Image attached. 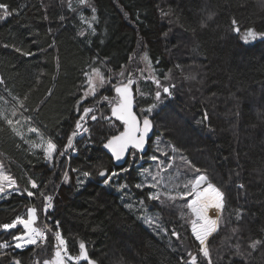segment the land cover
<instances>
[{"label": "trees", "instance_id": "obj_1", "mask_svg": "<svg viewBox=\"0 0 264 264\" xmlns=\"http://www.w3.org/2000/svg\"><path fill=\"white\" fill-rule=\"evenodd\" d=\"M2 2L16 11L0 19V96L8 101L0 100V112L10 115L21 102L27 110L18 108L13 118L20 120L15 127L23 139L0 119V165L16 180V191L0 202V225L27 218L35 207V227L45 220L54 228L59 221L68 252L78 255L83 242L97 264H186L189 252L208 264L182 207L186 201L148 199L150 192L187 191L189 180L206 174L225 193L223 212L209 210L210 217L220 216L206 241L211 264H264V0H71V7L69 0ZM248 29L258 35L245 40ZM93 68L105 83L81 102L85 73ZM129 74L135 112L152 121L153 135L143 154L132 149L115 167L103 144L123 125L103 117H111L118 99L112 85L127 83ZM85 107L94 108L81 121L88 132L60 156ZM40 139L57 145L51 160ZM153 155L172 167L161 172L157 189H138L159 170ZM101 170L118 175L105 183ZM30 181L39 187L32 189ZM47 195L52 207L45 214ZM23 231L19 225L0 229V243L14 244L12 235ZM257 240L262 243L253 251ZM54 253L47 233L37 245L0 249V264H43Z\"/></svg>", "mask_w": 264, "mask_h": 264}, {"label": "snow or ice", "instance_id": "obj_2", "mask_svg": "<svg viewBox=\"0 0 264 264\" xmlns=\"http://www.w3.org/2000/svg\"><path fill=\"white\" fill-rule=\"evenodd\" d=\"M81 5L86 3V0H79ZM69 7H71V0H69ZM0 10H2V14H0V19L7 18L12 12L16 10H10L9 6L0 0ZM93 15L92 20L96 19L95 16V9H92ZM63 19V17H61ZM211 19V17H209ZM237 22L233 20V24L235 25ZM89 27L91 24L89 23ZM236 32H239L240 29L237 27L234 29ZM94 34V30H93ZM80 35H84V33H80ZM258 34L253 31L252 29H248L247 33L244 37L247 40L249 37L255 38ZM259 35L264 36V33H260ZM7 46V45H5ZM19 51V49H17ZM145 60L148 59L147 56L144 57ZM121 75L124 73L121 72ZM88 76V90L84 93V96L81 98V102L83 99H86L87 96L92 95L95 96L97 83L98 80L99 85L103 86L105 83V76L101 73L99 68H93L92 74L85 73ZM108 82L111 83V78H108ZM3 83V80H0V84ZM133 80L131 79V74H129L127 83L123 81H119L116 84H113L112 87L116 93V97L118 98L115 104L111 106V117L105 116L104 119L110 120L111 118H115L116 121H119L123 125V130L119 132L117 135H112L107 141L103 144V147L108 150L111 154V158L114 161H121L125 158V155L129 154V149H134L137 152L143 153L145 151L146 144L149 140V133L152 129V121L148 118V116H143L141 119L134 111H133V95H132V85ZM153 83L156 85L157 89H160L162 86L158 80L153 78ZM162 91L164 94L171 95L169 87H163ZM51 94V93H49ZM154 99L156 102L161 101V91L157 90L155 92ZM0 100H4V97L0 96ZM13 100H16L13 97ZM103 100H109L108 96H104ZM4 103L7 104L8 101L4 100ZM156 104L153 103L148 109L147 112H151L152 108H155ZM18 108L25 109V105L21 102L18 104ZM17 106L14 105L11 109L10 115L5 114V112H0V119H3L4 122L12 128L13 132L16 135H20L21 139L23 136L19 129L15 127V125L20 124L19 119H13L17 115ZM94 112V108L92 107H85L82 111V114L79 115V118L75 124V131L71 133V135L67 139V144L64 146L63 151L59 152L60 156L65 155L68 149L73 147V138L77 135H81L82 132H88V128L85 127L81 121H85L87 117H89L90 113ZM30 121L31 118H26ZM90 119L92 121L97 120V116L95 114L91 115ZM204 119L207 120V113L204 115ZM29 132L38 133L39 129L37 127L29 126ZM34 147L36 145H33ZM173 151L175 152L176 149L173 147ZM44 152L46 158L51 160L54 155L57 153V145L51 141L46 143V147H44ZM164 155H167L164 153ZM150 159L153 162H156L158 166V171L155 174L149 173L151 176V183L146 184H136L138 189L143 190L145 187L157 189L158 186L161 184V180L158 179L160 177L161 172L166 171L167 168H171L172 165L169 163L164 165V162L160 160L158 156H151ZM129 168H121V172L129 171ZM75 171V169H74ZM196 172L200 170L197 168L195 169ZM84 175H88V173H84ZM101 177H105V183H109L113 176L118 175L117 172L112 171L108 172L107 170H101L99 172ZM31 188L37 189L39 186L35 181H30ZM16 187V180L11 177L10 175L6 174L3 171V166L0 165V193H4L6 189H12ZM121 188L125 187V185H121ZM166 187V185H165ZM187 191L177 192L175 196L169 193L156 191L150 192L148 194V199L153 201L160 200L162 195L166 196L168 200L175 201L177 199H181L186 201L183 208H187L191 214V232L192 235L195 237V240L199 242V253L203 255L205 259H207L208 264H211L209 250L206 244V241L212 233L218 230V221L220 216L217 215L215 218L209 216L210 209H216L218 213L223 212L225 207V193L220 190L217 186L212 184L209 181V178L206 174H200L195 176L187 184L184 185ZM243 187V185H240ZM18 194H23L17 188ZM36 193L33 191H27V196L33 197ZM43 195V194H42ZM190 197V199H189ZM46 204L44 205L43 211L46 214L48 208L52 207L51 201L52 196L47 195L44 197ZM143 203V201H141ZM126 207L132 208L133 205L127 204ZM37 209L35 207L28 208L27 210V218L22 216H17L13 219L10 223H4L0 225V229L4 231H9L12 229H16L17 226H22L24 231L19 234H13L12 240L15 241L14 244H10L9 242L5 241L0 243V249H8L9 247H13L14 249H21L27 245H37L38 242H45L47 240V236L45 231L34 227L37 222ZM152 223V221H148ZM56 230L54 231V237L57 241L55 245V253L54 257L51 260H45L43 264H67L68 261H71L72 264H80V261H86L87 264H94V262L89 258L86 250L85 243L81 242L79 244V254L76 256L71 255L67 249V241L63 238L62 232L59 230L60 222L55 221ZM52 231V229H48ZM172 235L178 237V234L173 232ZM262 242L257 240L250 244V247L253 251L256 250L257 245L261 244ZM7 254V253H5ZM190 260L186 262V264H198V258L196 255H192V253H188ZM13 264H21L18 259H14Z\"/></svg>", "mask_w": 264, "mask_h": 264}, {"label": "water", "instance_id": "obj_3", "mask_svg": "<svg viewBox=\"0 0 264 264\" xmlns=\"http://www.w3.org/2000/svg\"><path fill=\"white\" fill-rule=\"evenodd\" d=\"M132 95H133V91H132ZM133 111L135 112V103H134V95H133ZM136 113V112H135ZM137 114V113H136ZM152 135H153V125H152V129H151V132L149 133V140L152 138ZM149 140H148V142H149ZM148 142H147V144H146V147H145V151H146V149H147V146H148ZM103 149H104V151L111 157V154H110V152H108V150L107 149H105L104 147H103ZM131 150L132 149H129V154H127V155H125V158L123 159V160H121V161H114L112 158V161H113V165L115 166V167H120V166H122V165H124V163L127 161V159H128V157H129V155H130V152H131ZM144 151V152H145ZM143 152V153H144ZM140 153V152H139ZM143 153H141V154H143ZM100 178H102L101 176H100ZM88 254V253H87ZM89 256V255H88ZM90 258V257H89ZM92 260V259H91ZM93 262H94V264H97V262H95L94 260H92ZM80 263H84V264H87V262L86 261H80Z\"/></svg>", "mask_w": 264, "mask_h": 264}, {"label": "rangeland", "instance_id": "obj_4", "mask_svg": "<svg viewBox=\"0 0 264 264\" xmlns=\"http://www.w3.org/2000/svg\"><path fill=\"white\" fill-rule=\"evenodd\" d=\"M90 74H92V72L90 73ZM88 83V82H87ZM96 83H97V87L99 86V82H98V80L96 81ZM87 88H89V85L87 84ZM39 143V145L41 146V147H43V149H44V147H46V143L48 142V140H46V139H40L39 141H38ZM14 191H16V187H14V188H12V189H6L5 190V192L4 193H0V202H2V201H4L11 193H13ZM46 222H45V220H43V223H42V226L40 227V228H42L43 226H44V224H45ZM47 224V223H46ZM34 227H35V225H34ZM48 233H50L51 234V232H48ZM26 247V246H25ZM24 248V247H23ZM54 248H55V243H54ZM22 249V248H21ZM55 250H56V248H55ZM70 263V261H68L67 262V264H69Z\"/></svg>", "mask_w": 264, "mask_h": 264}, {"label": "built area", "instance_id": "obj_5", "mask_svg": "<svg viewBox=\"0 0 264 264\" xmlns=\"http://www.w3.org/2000/svg\"><path fill=\"white\" fill-rule=\"evenodd\" d=\"M83 133V132H82ZM81 135H77V137H80ZM75 152L73 151V154H74ZM52 229V231H49L48 229ZM40 229H42V230H44L45 231V234H46V236H47V233L48 232H51V234H52V236H53V238H54V243H55V245H56V243H57V241L55 240V237H54V231L56 230V226H54V228H51L48 224H44V226L42 227V228H40ZM59 230H60V228H59ZM70 263H71V261H70Z\"/></svg>", "mask_w": 264, "mask_h": 264}]
</instances>
